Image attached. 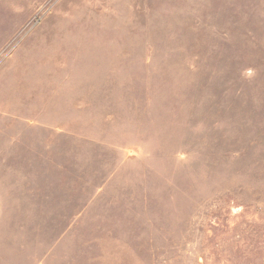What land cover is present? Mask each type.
<instances>
[{
	"label": "rangeland",
	"instance_id": "374dc122",
	"mask_svg": "<svg viewBox=\"0 0 264 264\" xmlns=\"http://www.w3.org/2000/svg\"><path fill=\"white\" fill-rule=\"evenodd\" d=\"M0 264H264V0H0Z\"/></svg>",
	"mask_w": 264,
	"mask_h": 264
}]
</instances>
